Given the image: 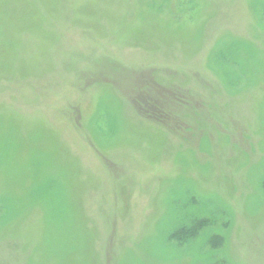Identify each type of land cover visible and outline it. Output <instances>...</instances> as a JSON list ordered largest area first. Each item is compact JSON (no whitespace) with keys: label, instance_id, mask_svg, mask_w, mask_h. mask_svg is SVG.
Wrapping results in <instances>:
<instances>
[{"label":"rangeland","instance_id":"1","mask_svg":"<svg viewBox=\"0 0 264 264\" xmlns=\"http://www.w3.org/2000/svg\"><path fill=\"white\" fill-rule=\"evenodd\" d=\"M0 264H264V0H0Z\"/></svg>","mask_w":264,"mask_h":264},{"label":"trees","instance_id":"2","mask_svg":"<svg viewBox=\"0 0 264 264\" xmlns=\"http://www.w3.org/2000/svg\"><path fill=\"white\" fill-rule=\"evenodd\" d=\"M205 226V222L204 223H201L200 224V228L202 227V226ZM198 227L197 228H195V229H188V230H181V231H179V233L178 234H176L178 237H181V236H193L197 231H198Z\"/></svg>","mask_w":264,"mask_h":264}]
</instances>
